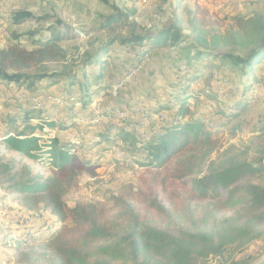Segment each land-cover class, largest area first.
<instances>
[{
  "label": "rangeland",
  "instance_id": "1",
  "mask_svg": "<svg viewBox=\"0 0 264 264\" xmlns=\"http://www.w3.org/2000/svg\"><path fill=\"white\" fill-rule=\"evenodd\" d=\"M20 12L30 15L16 22ZM255 13L264 15V0H0V33H6L0 34V49L16 44L33 49L52 42L66 50V59L45 65L43 72L75 75L74 84L44 78L37 94L0 79V124L10 109L18 119L24 111L43 109L55 128L37 132L43 135L41 145L58 138L79 161H90L95 173L78 175L65 196L69 206L96 203L113 214L130 216L132 210L140 221L163 229L214 232L224 242L222 252L195 257L194 264H251L264 254V221L253 223V240L232 242L229 231L248 218L241 209L245 203L226 207L227 190L217 200H200L193 181L264 154V60L253 71L243 70L220 56L244 54L232 37H226L229 44L205 49L202 55L196 39L203 31L207 36L227 34L235 17ZM167 28L181 39L157 44L151 36ZM137 36L149 38L142 45L121 42ZM254 73L255 82L247 83ZM13 85L26 91L17 93L24 105L14 100ZM181 106L188 108L184 117ZM179 119H199L211 141L198 138L191 150L165 167L150 163L148 143ZM0 159L13 167L19 181L44 182L52 175L47 156H23L1 139ZM180 163L189 175L177 181L178 187H169L175 179H165L163 169ZM155 176L165 182L154 186ZM247 183L264 186V178L246 177L236 186ZM175 194L170 203L168 197ZM19 198L13 189L0 187V264H34L35 258L20 261L17 241L47 238L50 231L45 230L57 219L50 209L25 211ZM46 244H36L35 250L42 252ZM145 263L156 264L145 256L129 262Z\"/></svg>",
  "mask_w": 264,
  "mask_h": 264
},
{
  "label": "trees",
  "instance_id": "2",
  "mask_svg": "<svg viewBox=\"0 0 264 264\" xmlns=\"http://www.w3.org/2000/svg\"><path fill=\"white\" fill-rule=\"evenodd\" d=\"M29 15L20 12L16 16V22ZM234 21V29L227 34L207 36L204 31L198 34L197 45L201 50L197 54H204L205 49L212 51L222 44L227 45L229 41L226 37H232L234 43L244 50V54L226 52L220 56L231 61L235 67L243 70L251 68L253 71L255 65L264 60V15L255 13L249 17H235ZM148 38L137 36L125 38L121 42L128 45L137 42L142 45ZM151 38L157 40V44L166 45V39L179 41L181 36L167 28ZM64 59L66 50L52 42L33 49L18 44L11 45L0 49V79L26 86L36 94L41 93L39 85L44 78L50 76L54 79L51 83L57 84L59 80L72 81L75 77L67 73L43 72L45 65ZM255 77L256 73L247 76L246 82H255ZM179 109L184 117L188 108L181 106ZM44 111L29 109L18 119L10 109L0 124V139L6 147L23 156L39 160L45 155L51 166L52 175L47 181L23 182L17 180L12 166L0 159V187L13 189L15 194L20 195L19 202L25 211L50 209L57 218L45 230L50 231L47 238L20 244L17 241L20 261L29 262L35 258L34 264L40 259H45L47 264H129L130 261L145 256L155 260L156 264H194L195 257L206 259L222 252L224 242L218 240L214 232L163 229L151 222L140 221L139 216L132 210H129L132 213L130 216L122 212L113 214L105 206L96 203L79 202L75 206H69L65 196L78 175L81 172L94 174L95 170L91 169L90 161H79L72 149L58 138H52L41 145L43 135H38L37 132L47 129L48 133L55 128V123L43 116ZM167 126L165 133L153 139L145 148L149 153L150 163L157 162L160 167H165L191 150L198 138L204 136L208 143L212 139L210 132L204 130V124L199 119L174 120ZM163 170L166 173L165 179L170 176L175 179L171 180L169 187H178L177 181L189 175L188 167L181 163L177 164V168L167 167ZM257 176L264 178V154L254 161L231 163L221 170H211L193 181L200 200H217L227 190L226 207L237 209L245 203L241 209L246 211L247 220L243 225L232 227L229 231L231 241H239V245L256 237L253 223L264 221V186L253 183L244 184L243 187L236 186L246 177ZM162 181H158L155 176L152 184L159 186ZM176 196L178 195L169 196L168 201ZM152 205L164 211L166 209L157 202H152ZM54 227L57 229L53 230ZM42 242L48 244L43 246L42 252H37L35 245Z\"/></svg>",
  "mask_w": 264,
  "mask_h": 264
},
{
  "label": "built area",
  "instance_id": "3",
  "mask_svg": "<svg viewBox=\"0 0 264 264\" xmlns=\"http://www.w3.org/2000/svg\"><path fill=\"white\" fill-rule=\"evenodd\" d=\"M0 34H6V33H0ZM14 86V100H16V103H22L23 102H20L17 100V93H25L26 94V91L24 90L23 87H20L18 85H13ZM6 94V93H5ZM48 95V94H47ZM24 105V104H23ZM96 112V111H95ZM102 123V121H99V124Z\"/></svg>",
  "mask_w": 264,
  "mask_h": 264
},
{
  "label": "water",
  "instance_id": "4",
  "mask_svg": "<svg viewBox=\"0 0 264 264\" xmlns=\"http://www.w3.org/2000/svg\"><path fill=\"white\" fill-rule=\"evenodd\" d=\"M251 264H264V254L254 260Z\"/></svg>",
  "mask_w": 264,
  "mask_h": 264
},
{
  "label": "bare ground",
  "instance_id": "5",
  "mask_svg": "<svg viewBox=\"0 0 264 264\" xmlns=\"http://www.w3.org/2000/svg\"><path fill=\"white\" fill-rule=\"evenodd\" d=\"M14 83V82H13ZM12 84V83H11ZM36 107H38V106H34V108H36ZM39 108V107H38ZM95 115V114H94ZM97 115V114H96ZM99 117V116H98ZM101 118V117H100ZM97 119H99V118H97ZM94 121V120H93ZM103 121V120H102Z\"/></svg>",
  "mask_w": 264,
  "mask_h": 264
}]
</instances>
